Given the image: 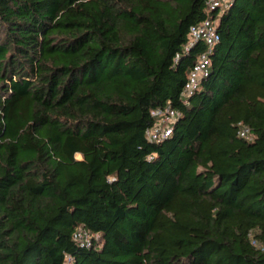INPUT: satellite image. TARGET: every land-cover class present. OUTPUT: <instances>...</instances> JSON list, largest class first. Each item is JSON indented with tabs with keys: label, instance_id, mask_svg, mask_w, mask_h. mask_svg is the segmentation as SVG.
<instances>
[{
	"label": "trees",
	"instance_id": "16d2710c",
	"mask_svg": "<svg viewBox=\"0 0 264 264\" xmlns=\"http://www.w3.org/2000/svg\"><path fill=\"white\" fill-rule=\"evenodd\" d=\"M68 258L264 264V0H0V264Z\"/></svg>",
	"mask_w": 264,
	"mask_h": 264
},
{
	"label": "built area",
	"instance_id": "2783aa9c",
	"mask_svg": "<svg viewBox=\"0 0 264 264\" xmlns=\"http://www.w3.org/2000/svg\"><path fill=\"white\" fill-rule=\"evenodd\" d=\"M212 5L217 7H223L229 2V0H209ZM189 35L191 40H202L208 50L212 45L219 39V35L215 30V22L210 20H205L199 24H195L189 28ZM210 66V58L207 52H202L198 55L196 61L191 66L188 73L187 79L183 84L182 94L188 93L198 86V82L204 75L207 74ZM151 117L154 119L152 125L148 126L144 131L147 139L153 142H160L165 140V138L171 136L172 126L178 116V112L173 109L170 105H164L154 109L150 112ZM248 130L241 129L239 131L240 136L246 139H251ZM73 239L80 246H90L92 239H96V236L90 235L86 230L77 229L73 232ZM70 263V259H67L66 264Z\"/></svg>",
	"mask_w": 264,
	"mask_h": 264
}]
</instances>
